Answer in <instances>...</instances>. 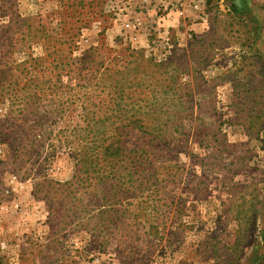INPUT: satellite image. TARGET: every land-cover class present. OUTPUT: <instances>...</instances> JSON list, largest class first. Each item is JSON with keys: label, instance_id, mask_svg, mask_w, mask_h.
Here are the masks:
<instances>
[{"label": "rangeland", "instance_id": "1", "mask_svg": "<svg viewBox=\"0 0 264 264\" xmlns=\"http://www.w3.org/2000/svg\"><path fill=\"white\" fill-rule=\"evenodd\" d=\"M0 264H264V0H0Z\"/></svg>", "mask_w": 264, "mask_h": 264}]
</instances>
